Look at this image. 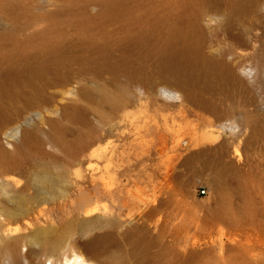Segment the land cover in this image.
Returning <instances> with one entry per match:
<instances>
[{"label": "rangeland", "instance_id": "374dc122", "mask_svg": "<svg viewBox=\"0 0 264 264\" xmlns=\"http://www.w3.org/2000/svg\"><path fill=\"white\" fill-rule=\"evenodd\" d=\"M0 179L3 264H264V0H0Z\"/></svg>", "mask_w": 264, "mask_h": 264}, {"label": "bare ground", "instance_id": "6f19581e", "mask_svg": "<svg viewBox=\"0 0 264 264\" xmlns=\"http://www.w3.org/2000/svg\"><path fill=\"white\" fill-rule=\"evenodd\" d=\"M174 94V93H173ZM171 94V95H173ZM177 97V96H176ZM230 128H232L230 126ZM16 140V141H15ZM26 141V134L22 133L20 135L19 138L15 139L13 141L8 142L12 148H15L18 144H21L22 142ZM205 150H197L194 152L189 153L188 155H186L181 163L183 165H188L193 163L195 160H197L202 154H204ZM232 153H234V155H237V149L235 146L232 147ZM6 180H8V183H14L15 181H17V177L15 175H9L8 177L4 178ZM10 181V182H9ZM7 181L4 184L5 186L8 185ZM3 185V181L2 179H0V189L1 186ZM87 200V199H85ZM95 207L91 206V207H86L85 208V212H89L91 210H93ZM7 211L8 214L13 218L12 220L9 221V223L6 224V226L2 229V236H3V249L10 254L11 256L14 257V259H16V261L20 260L21 258H24L25 254H19L17 251V242L19 241L18 239L23 235L21 233H17L20 229L21 226H19V222L20 220L17 219L16 214L14 213L13 210L8 209L7 207ZM11 224V225H8ZM25 228V226H24ZM43 229V227H39V226H35L32 228H29L28 231L29 232H36L38 230ZM13 233H17L16 235H13ZM100 235L99 234H95V236ZM96 237H90L88 239L85 240V245H88L84 248V252L82 253H77L75 251H73L72 249H69L68 251H65L63 254V260H58V259H50L49 260V264H55V263H59V264H88L91 263L93 261L92 259V252L90 251V246L94 243ZM0 264H3L0 262Z\"/></svg>", "mask_w": 264, "mask_h": 264}, {"label": "built area", "instance_id": "2783aa9c", "mask_svg": "<svg viewBox=\"0 0 264 264\" xmlns=\"http://www.w3.org/2000/svg\"><path fill=\"white\" fill-rule=\"evenodd\" d=\"M206 192V188L205 187H201V189H199V193L200 194H205Z\"/></svg>", "mask_w": 264, "mask_h": 264}]
</instances>
